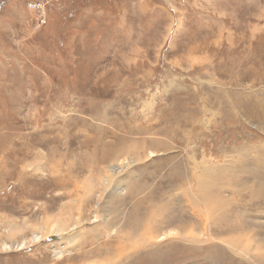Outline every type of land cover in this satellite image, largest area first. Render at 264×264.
I'll list each match as a JSON object with an SVG mask.
<instances>
[{"label":"rangeland","instance_id":"rangeland-1","mask_svg":"<svg viewBox=\"0 0 264 264\" xmlns=\"http://www.w3.org/2000/svg\"><path fill=\"white\" fill-rule=\"evenodd\" d=\"M133 154L119 219L198 236L150 240L134 264H264V0H0V232L75 213L74 189L40 180ZM93 229L74 264L105 256ZM53 240L0 264H57Z\"/></svg>","mask_w":264,"mask_h":264},{"label":"bare ground","instance_id":"bare-ground-1","mask_svg":"<svg viewBox=\"0 0 264 264\" xmlns=\"http://www.w3.org/2000/svg\"><path fill=\"white\" fill-rule=\"evenodd\" d=\"M41 158L42 156L36 160L37 162L30 164L36 167ZM140 160L141 157L137 154H133L129 156V158L127 157V159H122L120 162L118 159H114L104 165L99 178H92V176L88 175L81 181H76L73 176H67L75 170L74 168L71 169L69 166L65 169V174H59L60 178H50L49 182L46 180H40V187L43 186L44 188H47L49 185L53 184L55 187L62 186V189L64 190L69 187H71L72 190L74 189L76 193L74 196L70 195L68 201L76 207L75 213H73L69 218L66 217L65 214L67 213L62 212V209L63 207H67L68 203H62V209H60L58 214L43 217L39 224L32 226L30 234H25L16 223L8 225L5 231L0 232V251L29 248L34 244H41V241H44L46 238L54 235L56 240H53L50 247L53 250V254H55L54 258H59L57 260H63L55 263L61 264V262H65L64 264H74L75 260V262H78L79 260H84L88 257V251H90V249L84 250L83 252H72L75 248H79L81 246L83 242L81 241L82 237L85 236L86 233L94 231L93 228H96L93 233L95 238H98L103 234L106 237L104 240L102 239L99 244V247L103 249V255L105 256H102V258H97L98 256L92 258V264H124L126 258H130V264H134L133 260L138 255L135 249H137L139 245H144L146 248V244L151 243L150 240L155 239L156 241L158 239L161 241V238L164 239L165 237H173L176 235L187 236V234H190L189 236H192L193 238H197V234L193 232L192 229H190L192 231L191 232L188 229L173 227V221L163 222L161 225L158 222L157 226H155V223L149 224L146 227H143V229H140V231H134V229L129 231L127 229L129 221L125 218H123L124 220L119 219L118 213L121 209L119 210L116 208V197L121 196L122 194H120V192H123L124 189L127 190L130 188L131 179L135 174V164H137ZM60 169L61 168L57 167L58 172L61 171ZM71 191H69L68 194ZM65 193L66 191H63L60 196L65 195ZM56 196L55 198L51 197L50 201L52 203L59 197V195L58 197ZM104 197L105 200L103 201ZM88 198H93L94 203H96L92 211L90 208L86 209V200ZM90 212H92L91 215L89 214ZM119 214H123V212H120ZM24 224H26V222H24ZM99 227H103L102 229L104 230ZM19 232L22 234L21 237L16 235ZM149 233L150 235H148ZM107 237L114 238L115 240L112 241L111 239H107ZM92 241L95 242L97 240L92 239ZM31 260V263L36 261L39 263L42 261V256H38L37 258L35 257Z\"/></svg>","mask_w":264,"mask_h":264},{"label":"built area","instance_id":"built-area-1","mask_svg":"<svg viewBox=\"0 0 264 264\" xmlns=\"http://www.w3.org/2000/svg\"><path fill=\"white\" fill-rule=\"evenodd\" d=\"M35 5H36L37 7H40V4H35ZM41 7H42V5H41ZM43 7H44V5H43ZM41 9H42V8H41ZM39 20H40L42 23H45V8H44L43 13L41 14Z\"/></svg>","mask_w":264,"mask_h":264}]
</instances>
